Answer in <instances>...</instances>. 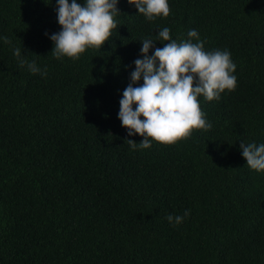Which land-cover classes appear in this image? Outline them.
<instances>
[{
	"label": "trees",
	"instance_id": "1",
	"mask_svg": "<svg viewBox=\"0 0 264 264\" xmlns=\"http://www.w3.org/2000/svg\"><path fill=\"white\" fill-rule=\"evenodd\" d=\"M169 7L149 21L119 0L112 36L74 60L51 53L55 0H0V264H264V171L239 147L264 143V0ZM163 27L229 50L237 86L198 97L211 129L133 149L126 139L143 138L121 125L119 100L140 40ZM185 209L180 225L166 219Z\"/></svg>",
	"mask_w": 264,
	"mask_h": 264
},
{
	"label": "clouds",
	"instance_id": "2",
	"mask_svg": "<svg viewBox=\"0 0 264 264\" xmlns=\"http://www.w3.org/2000/svg\"><path fill=\"white\" fill-rule=\"evenodd\" d=\"M128 3L149 21L170 14L169 0ZM55 4L61 28L46 35L53 41L51 53L57 59L67 56L78 60L86 49L101 48L117 26L114 17L120 13L119 0H55ZM154 36L155 39L140 40L141 56L134 60L130 83L119 100L117 115L121 125L128 136L139 134L143 138L139 143L126 139L133 149L150 148L153 141L175 144L190 137L194 129H211L212 123L201 110L198 97L218 100L226 90L233 91L237 86V65L230 51L205 50L197 29H189L188 39L180 42L171 37L168 27L160 28ZM0 41L10 43L6 35H0ZM156 41L163 47H155ZM12 52L21 66L27 64L28 71L47 76L46 68L42 69L35 60L28 61L19 47H13ZM239 141L247 166L264 171V143ZM190 212L185 209L182 215L167 214L166 219L178 226Z\"/></svg>",
	"mask_w": 264,
	"mask_h": 264
}]
</instances>
